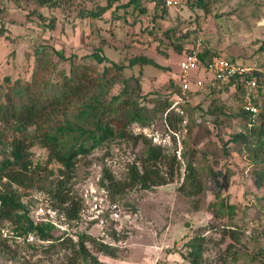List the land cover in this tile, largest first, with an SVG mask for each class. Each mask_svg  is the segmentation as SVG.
Instances as JSON below:
<instances>
[{"label":"rangeland","instance_id":"374dc122","mask_svg":"<svg viewBox=\"0 0 264 264\" xmlns=\"http://www.w3.org/2000/svg\"><path fill=\"white\" fill-rule=\"evenodd\" d=\"M56 2V7L39 8L34 1L0 0V87L16 79L29 80L35 51L44 45L62 52L75 66L90 63L95 75L106 66L127 65L131 58L144 55L171 72L152 66L125 67L122 77L139 76L143 85L140 103L152 108L155 98L173 97L182 55L195 49L199 41V52L206 50L262 75L254 94L258 124L264 121V0H203L200 6L198 0H180L178 8L167 10L157 2L143 1L144 12L125 6L128 0L104 12L107 0ZM175 44H181V53ZM59 68L69 72V62L59 63ZM189 82L187 100L194 112L172 108L174 104L161 108L151 125L132 124L125 140L111 141L78 159L68 187L80 203V217L69 220L54 211L51 233L56 241L33 244L35 249L25 243L17 245L7 239L15 226L0 222V264H93L75 255L73 246L82 234L87 237V251L100 264H190L187 243L195 237L203 238L200 264H264V189L253 187L249 163L239 153L242 147L229 142L245 127L234 117L240 97L232 84L217 83L204 70L190 71ZM121 88L114 85L110 96ZM130 134L141 137L132 141ZM14 138L21 139L33 162L40 164L31 181L14 188L32 213L40 205L49 209V192L62 178L63 168L49 161L47 152L30 135L24 138L14 131L1 138L0 159L9 156ZM209 142L218 148L216 167L214 158L200 153ZM150 145L175 155L179 166L174 180L147 191L126 189L111 199L100 188L103 169L125 182L129 167L133 163L140 166ZM223 145L231 151L225 157L220 152ZM188 162L198 170L212 167L220 178L227 166L233 172L223 192L236 206L233 220L213 216L206 206L194 209V201L178 193ZM162 169L166 171V165ZM6 184L0 179V190ZM212 199L207 191L206 204ZM100 244L113 249L117 258L98 252Z\"/></svg>","mask_w":264,"mask_h":264},{"label":"trees","instance_id":"16d2710c","mask_svg":"<svg viewBox=\"0 0 264 264\" xmlns=\"http://www.w3.org/2000/svg\"><path fill=\"white\" fill-rule=\"evenodd\" d=\"M29 1H34L39 8L56 7L58 4L56 0ZM118 1L120 0H107V5L101 12L108 10ZM143 1L157 2L162 8L169 9L161 0H128L125 6H132L133 9L144 12L141 7ZM202 1L198 0L197 5H203ZM50 47L44 45L36 49L34 67L29 80L16 79L6 88L0 87V140L8 131L18 132L24 138L30 135L31 139L36 140L40 148L47 152L48 160L54 161L63 168L62 178L49 192L51 207L45 210L59 211L69 220H79L80 203L75 200L76 197L68 187V182L80 157L89 156L94 150L111 141L125 140L126 130L132 124H139L142 127L151 125L161 108L168 109L173 104L172 108L179 106L186 111L194 112V108L188 104L187 99L180 98L178 83L176 84L175 81L176 88L172 98H155L152 108L141 105L140 100L143 99L141 79L136 75L123 78L122 70L125 67L152 66L171 72L169 68L157 64L147 56L133 57L128 60L127 65L111 64L95 75L89 68L93 65L84 59L86 64L75 66L72 59ZM174 48L178 53L182 52L181 44H175ZM193 50L184 52L182 57ZM262 50L264 51V44ZM199 56L204 61L214 55L211 56L206 50H202ZM61 62H69V72L59 68ZM252 75L256 78V91L259 88L258 77L262 75L255 70L252 71ZM237 81L235 92L240 98L234 117L242 120L245 127L243 131L231 137L229 142L242 147L239 153H244L249 163L248 173L251 183L254 188L260 190L264 189V121L258 124L259 113L254 115L244 111L246 90L242 82L239 79ZM114 85H121L122 88L118 94L110 96ZM255 99L253 103L257 107ZM218 111L221 113V110ZM208 134L209 131L205 129V135ZM140 137L130 134L129 140L135 141ZM15 139L9 145V156L0 159V179H5L7 182L0 190V222H9L15 226L7 238L12 243L17 245L25 243L30 249H35L33 244L52 242L56 239L51 233L53 225L49 221H38L35 212L29 210L22 195L14 188V186L24 187L23 185L31 181L32 175L40 169L39 162H33V155L27 147L25 148L23 141ZM217 149L214 142H209L200 152L206 157L214 158L215 167L218 165L215 154ZM220 152L225 157L231 151L223 145ZM192 155L194 156L195 153ZM165 165L166 171L162 169ZM178 166L175 155L166 154L163 148L150 145L145 156L140 160V166L133 163L129 167L125 182L116 180L113 174L104 168L100 188L106 191L111 199L134 187L147 191L172 182ZM223 169L224 175L220 178L221 174L212 167L198 170L188 162L185 166L186 175L177 191L185 198L194 201V209L206 206V211L213 216L233 220L236 216V206L223 194L229 187L233 172L228 166ZM207 191L213 195V199L208 204H206ZM45 217H48L47 213ZM28 234L33 235L36 241L25 242L23 239ZM86 239L84 234L78 237V241L73 246V249L76 247L75 255L84 263L90 259L93 264H100L87 251ZM202 240V237H195L187 243L190 264H200ZM97 251L107 257L117 258L115 251L107 245L100 244Z\"/></svg>","mask_w":264,"mask_h":264},{"label":"built area","instance_id":"2783aa9c","mask_svg":"<svg viewBox=\"0 0 264 264\" xmlns=\"http://www.w3.org/2000/svg\"><path fill=\"white\" fill-rule=\"evenodd\" d=\"M163 4L168 8H178L179 0H161ZM199 41L196 43V48L186 54L183 59L179 62V72L177 74V83L180 91V98L182 100L187 99L190 91L189 72L202 68L205 72L212 75L214 80L220 84H229L232 82L234 88H236L237 80L242 82L243 88L246 90L244 94L245 104L243 106L244 111L257 115L258 108L254 105L253 100L255 99L254 91L257 87L256 78L252 75L254 69L242 66L236 62L223 59L219 56H212L201 60L199 56ZM47 213L48 217H45ZM51 214H55L53 210H45L43 207H38L35 210V217L38 221H49L52 225H55L52 220ZM27 243L35 242V237L28 234L24 239Z\"/></svg>","mask_w":264,"mask_h":264},{"label":"crops","instance_id":"0c3cea01","mask_svg":"<svg viewBox=\"0 0 264 264\" xmlns=\"http://www.w3.org/2000/svg\"><path fill=\"white\" fill-rule=\"evenodd\" d=\"M117 3V2H116ZM115 4V3H114Z\"/></svg>","mask_w":264,"mask_h":264}]
</instances>
